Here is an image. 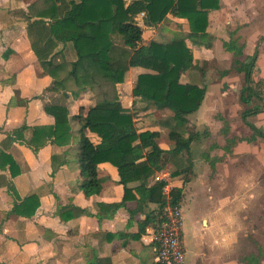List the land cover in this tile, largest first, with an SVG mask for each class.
<instances>
[{"label": "crops", "instance_id": "0c3cea01", "mask_svg": "<svg viewBox=\"0 0 264 264\" xmlns=\"http://www.w3.org/2000/svg\"><path fill=\"white\" fill-rule=\"evenodd\" d=\"M35 1L0 0V145L19 166L15 177L0 169V264H155L156 205L143 196L141 181L124 187L116 167L101 162L96 165L99 190L85 195L80 189L77 130L94 104L90 91L68 92L63 102L71 127L67 144L48 143L33 151L7 143V134L23 124L52 125L44 106L62 94L51 90L53 79L27 37L33 19L28 7ZM218 1L203 33L192 32L187 19L171 13L154 25H145L142 14L136 17L142 44L185 42L193 59L181 69V81L204 89L199 108L179 131L183 138L192 136L180 174H172L169 128L161 123L170 112L132 94L140 68H130L117 87L137 132L159 133L163 153L150 182L163 181L165 197L179 190L183 264H264V151L252 156L264 138H253L241 117L245 109L258 107L246 120L264 133V0ZM54 52L57 62L75 59L70 43L58 42ZM242 65L250 66L249 82L259 96L249 103L241 100L247 84ZM194 78L197 83H191ZM232 116L240 118L247 134L233 133ZM146 151L128 153L125 160H144ZM31 195L39 202L34 213H15L14 205Z\"/></svg>", "mask_w": 264, "mask_h": 264}, {"label": "trees", "instance_id": "16d2710c", "mask_svg": "<svg viewBox=\"0 0 264 264\" xmlns=\"http://www.w3.org/2000/svg\"><path fill=\"white\" fill-rule=\"evenodd\" d=\"M219 7L218 0H37L29 5L27 37L42 70L53 79L51 90L62 94L48 101L44 110L54 118L52 125L28 127L23 124L7 134V143L18 142L37 151L48 143L65 145L71 137V127L64 105L69 92L77 96L90 91L94 104L80 120L77 130V164L82 178L80 189L85 195L100 188L96 165L108 162L116 167L119 182L126 187L131 181H141L143 196L156 205L152 211L155 223L160 221V210L166 197L163 181L150 182L163 150L157 143L156 131L137 132L133 115L121 104L117 84L124 81L130 68H140L132 94L152 102L170 114L161 123L169 128V160L174 165L173 175L180 174L187 164L182 153L188 151L192 136L186 138L179 131L187 123V115L195 112L204 96V89L181 81V69L192 62V53L182 39L168 42L151 40L142 44V29L136 17L143 16L145 25L159 23L168 13L187 19L192 32H205L208 12ZM58 42L70 43L74 60L56 61L54 52ZM245 70L247 84L241 89V100L249 103L259 97L250 85L249 65ZM258 107L245 109L241 117L253 130V138H264V133L246 118L259 112ZM29 132L28 136L26 133ZM89 133L97 137L92 141ZM6 146V145H5ZM147 149L144 160L129 163L128 153ZM0 169L12 177L19 166L0 145ZM143 181V182H142ZM146 182V183H145ZM150 182V183H147ZM9 188H12L9 184ZM171 201L177 202L179 190L173 189ZM39 205L34 195L15 204L13 211L30 216ZM30 209H27L29 208ZM155 264H160L156 262Z\"/></svg>", "mask_w": 264, "mask_h": 264}, {"label": "built area", "instance_id": "2783aa9c", "mask_svg": "<svg viewBox=\"0 0 264 264\" xmlns=\"http://www.w3.org/2000/svg\"><path fill=\"white\" fill-rule=\"evenodd\" d=\"M158 180L159 177H156ZM160 221L151 233L156 252V262L160 264H183L182 211L178 202H172L166 195L165 204L160 210Z\"/></svg>", "mask_w": 264, "mask_h": 264}, {"label": "rangeland", "instance_id": "374dc122", "mask_svg": "<svg viewBox=\"0 0 264 264\" xmlns=\"http://www.w3.org/2000/svg\"><path fill=\"white\" fill-rule=\"evenodd\" d=\"M195 79V78H194ZM192 79L191 80V83H197L196 79L194 80ZM229 117V115H228ZM230 121H231V124L233 126V133H235L236 135H245L247 134V129L244 127L242 121L239 119H236V118H233V116L230 118ZM221 140V139H220ZM263 145L264 143L263 142H259L256 147L254 148V152L252 153V156H255V155H259L261 154L263 150ZM244 156H246L244 154ZM256 159H254L255 161ZM256 162V161H255ZM256 165V164H255Z\"/></svg>", "mask_w": 264, "mask_h": 264}]
</instances>
